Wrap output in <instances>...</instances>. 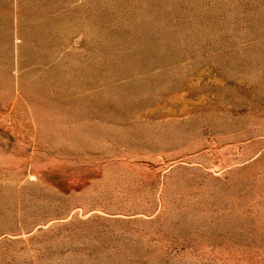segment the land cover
Masks as SVG:
<instances>
[{
    "label": "rangeland",
    "instance_id": "obj_1",
    "mask_svg": "<svg viewBox=\"0 0 264 264\" xmlns=\"http://www.w3.org/2000/svg\"><path fill=\"white\" fill-rule=\"evenodd\" d=\"M189 217L240 223L237 249L191 254ZM254 251L264 0H0V264Z\"/></svg>",
    "mask_w": 264,
    "mask_h": 264
},
{
    "label": "bare ground",
    "instance_id": "obj_2",
    "mask_svg": "<svg viewBox=\"0 0 264 264\" xmlns=\"http://www.w3.org/2000/svg\"><path fill=\"white\" fill-rule=\"evenodd\" d=\"M184 217L186 218V216ZM174 223L169 226L170 236H178L182 240H186L187 243L181 241V244H184L191 254L193 253L200 259L214 256L221 247L230 248L231 251L237 249V245L231 240L235 241L234 237L240 231L241 224L238 222L212 223L209 219L196 220L189 217L187 220L183 218ZM247 257L253 259L257 264H264V253L262 252L254 251Z\"/></svg>",
    "mask_w": 264,
    "mask_h": 264
}]
</instances>
